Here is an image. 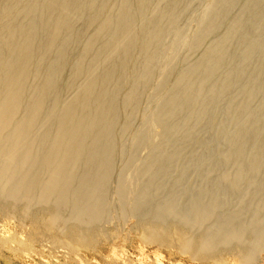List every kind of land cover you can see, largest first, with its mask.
<instances>
[{
    "label": "bare ground",
    "instance_id": "1",
    "mask_svg": "<svg viewBox=\"0 0 264 264\" xmlns=\"http://www.w3.org/2000/svg\"><path fill=\"white\" fill-rule=\"evenodd\" d=\"M196 13L135 168L146 92ZM111 198L145 242L242 264L264 249V0H0V249L91 251Z\"/></svg>",
    "mask_w": 264,
    "mask_h": 264
},
{
    "label": "rangeland",
    "instance_id": "2",
    "mask_svg": "<svg viewBox=\"0 0 264 264\" xmlns=\"http://www.w3.org/2000/svg\"><path fill=\"white\" fill-rule=\"evenodd\" d=\"M204 2L208 4V7H212L214 0H204ZM196 14L197 20L192 21L189 25L192 28L191 34L184 44L178 45L175 55L169 60H161L160 69L154 74L151 85L146 92L145 115L140 117L136 130L143 135L150 132L153 134V139L149 141L151 137L148 138L139 150L135 168L142 163L148 152L154 148L159 140L158 134L161 129L154 121L153 116L173 87L172 82H164V78L177 67L179 61H182L192 52L196 37L200 33V20L201 18L204 20V16L201 15L200 17L198 16L199 13ZM135 140L137 143L139 139L137 140L136 137ZM141 182V176L137 170H132L127 185L129 195L125 200V206H131L133 199L140 190ZM114 200L111 198L110 203H108L110 212L108 221L100 224L101 231L95 234V245L91 251L76 247L68 251L63 250L65 253L58 255L59 249L53 245L47 244L39 238L32 237L30 240L27 236V240L25 238L23 240L26 241L24 245L26 247H23L24 259L19 257V253H14L19 255L15 256L0 249V264H242L241 255L230 252L226 248L217 250L212 256L198 257L190 252L181 251L175 245L163 246L145 242L141 238L139 229H137L138 219L129 214L119 218L117 211L121 208V203L116 201L111 204ZM4 221L5 218H0V225ZM12 222L14 231H19L21 225L15 222V219ZM30 227L28 225V232L29 229L31 230ZM250 264H264V249L256 254Z\"/></svg>",
    "mask_w": 264,
    "mask_h": 264
}]
</instances>
